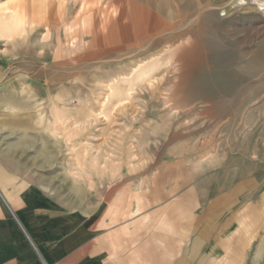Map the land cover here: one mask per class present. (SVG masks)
<instances>
[{"label": "rangeland", "instance_id": "374dc122", "mask_svg": "<svg viewBox=\"0 0 264 264\" xmlns=\"http://www.w3.org/2000/svg\"><path fill=\"white\" fill-rule=\"evenodd\" d=\"M225 159L255 182L241 264H264V0H0V165L174 200L177 231Z\"/></svg>", "mask_w": 264, "mask_h": 264}, {"label": "crops", "instance_id": "0c3cea01", "mask_svg": "<svg viewBox=\"0 0 264 264\" xmlns=\"http://www.w3.org/2000/svg\"><path fill=\"white\" fill-rule=\"evenodd\" d=\"M222 170L199 182V212L188 213L198 229L188 219L176 231L174 200L160 217L158 198L142 189L117 203L74 171L0 165V264H241L254 236L240 235L234 207L254 192V177L240 178L228 159Z\"/></svg>", "mask_w": 264, "mask_h": 264}, {"label": "bare ground", "instance_id": "6f19581e", "mask_svg": "<svg viewBox=\"0 0 264 264\" xmlns=\"http://www.w3.org/2000/svg\"><path fill=\"white\" fill-rule=\"evenodd\" d=\"M130 82H132V81H130ZM130 85H132V84H130ZM105 88H106V96H105V99L102 103V106L108 104L110 102L111 98H113V97L117 98V103H116L117 105H120L121 103H123L121 96H122V94H125V93L122 92L121 87H119L118 85H114V84L113 85L107 84V85H105Z\"/></svg>", "mask_w": 264, "mask_h": 264}]
</instances>
